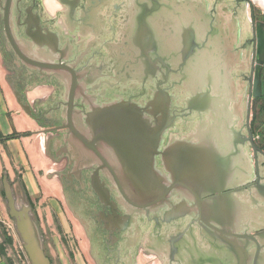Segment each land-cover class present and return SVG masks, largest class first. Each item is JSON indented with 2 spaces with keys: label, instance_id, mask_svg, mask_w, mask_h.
Wrapping results in <instances>:
<instances>
[{
  "label": "flooded vegetation",
  "instance_id": "af4514ba",
  "mask_svg": "<svg viewBox=\"0 0 264 264\" xmlns=\"http://www.w3.org/2000/svg\"><path fill=\"white\" fill-rule=\"evenodd\" d=\"M53 1L60 6L56 13L46 7V0H0V52L6 59H15L14 63L10 64L9 71L17 66L19 69L32 72L36 80L41 83L38 85L63 87V91L60 92L61 98L55 107L51 106L50 109L36 115L31 105L38 124H45L46 120H54L53 127L43 128V131L45 134L53 135L52 156L59 161L66 160L60 168L61 186L67 189H62V194L72 212L80 220L92 252L98 258L101 257V264H133L131 259L135 247L143 246L146 250L156 253L162 259V264H211L212 252L216 254L217 250L229 247L231 250L234 249L236 260L239 261V257H243L239 240L216 232L217 237L214 243L219 248L212 249V230L206 221H210L211 199L216 195H203L199 190L200 187L194 183L178 182L177 184V177L167 171L160 156L156 158L155 169L159 175L164 176L168 185L176 184V188L170 192L165 201L162 200V194L158 191H139L132 184L131 177L124 169L123 160L116 155L115 149L96 141L87 124L89 115H94L95 110L116 102L133 101L144 109L157 92L155 86L150 99L140 100L139 97L145 92L144 86L154 80L157 85L163 79L161 72H165L160 62V36L171 30H178V33L183 35L186 30L191 33L190 28L194 27L195 21L202 20L210 21L203 35L209 33V37H212L217 31L214 29H218L213 24L211 28L217 13L204 12L205 9L202 6L207 4L205 0ZM195 5H198L199 9L195 8L197 7ZM181 6L194 7L193 20L185 19L187 16L181 19L183 16L179 13ZM248 8L247 0H241V10L245 19L249 15ZM250 11V18L252 16V19L257 21L255 9ZM188 13L191 15L192 11L189 10ZM198 15H201L202 19L196 20ZM175 19L178 21L173 24L164 23V21H175ZM7 20L21 52L29 58L50 65L51 68L40 69L26 63L20 57L9 39ZM59 20L65 22V34L61 27L54 29L49 25V22ZM202 26L204 27L203 24ZM29 27H32L31 31L28 30ZM39 30L45 37L43 48L37 47L34 40L27 35V33L37 35ZM77 32L81 37L79 43L81 46L88 35L93 37V41L85 51L74 55L70 38ZM190 33H186L187 40H190ZM53 35L58 38L57 46ZM116 36H118L117 40ZM97 43L100 47L93 51L91 48ZM83 52L89 56L85 65ZM96 54L100 57L90 61ZM125 57L128 59L126 60ZM132 57L134 64H132ZM136 57H141L142 62L148 63L150 78L146 75L147 73H144L141 63L135 60ZM99 59H101L100 62H98ZM99 78L102 79L98 84L106 82L110 85H112L110 80L117 79L122 82L134 78L135 83L143 85V89L140 94L110 101V98L104 94L105 90L102 93L88 92L89 89L97 91L98 84H93ZM210 79L211 83L206 77L202 85L195 86L194 89L192 86L186 106L176 108L178 118L174 126V134L168 136L166 148L170 144H175L176 141L187 140L190 145L200 148L213 147L215 151L225 153L227 151L222 145L227 143V140L230 144L235 142L239 151L233 147L229 148L230 152L236 155L238 165L233 180L247 178L245 172H249V168L251 178L237 186L238 189L245 188L244 196L240 195V192L233 195L239 202H245V198L251 204H253L252 199L258 201L257 205H252L257 219L253 220L251 217V222L245 225L249 228L255 224L261 226L264 223V206L259 204L260 200L264 202L262 196L264 195V169L257 168L251 144L249 142H246L244 146L241 144L244 138L249 137L247 120L246 128H244L239 102L236 101L232 106L229 103L232 99L239 101V97L230 87V78H227L230 86H226L221 80L215 81L214 76ZM135 83L131 85V88L136 87ZM122 84L125 85L124 82ZM87 85L91 88H87ZM204 94L207 95L203 99ZM99 99L102 102H97ZM104 99H107L106 102L103 101ZM181 115L184 116L180 117ZM70 117L79 136L67 127ZM143 118L150 120L153 124L156 120L146 111H143ZM187 118L189 123L185 125V128L188 132L179 136L176 132L182 122L178 123V121ZM49 129L54 130L49 132ZM250 130L254 136V143L260 148L251 125ZM81 139L86 140L88 144ZM246 145H250L252 154L245 152ZM245 155L249 159V168L244 161ZM258 156L259 165L264 164V156L261 154ZM242 158L243 163H241ZM257 173L261 176L260 181H258ZM93 183L99 184L101 190L106 191L104 196L94 189ZM68 190L73 191L72 193L77 192V196L82 199L70 202L69 193H65ZM258 206L261 207L260 210ZM149 224L150 227L146 229ZM223 228L219 226V229L224 230ZM256 232H264V227ZM254 245L252 242L251 247L255 249ZM218 261L222 264L224 259L220 258ZM253 262L254 256L248 264ZM258 262L261 264V260L258 259Z\"/></svg>",
  "mask_w": 264,
  "mask_h": 264
},
{
  "label": "water",
  "instance_id": "95a60500",
  "mask_svg": "<svg viewBox=\"0 0 264 264\" xmlns=\"http://www.w3.org/2000/svg\"><path fill=\"white\" fill-rule=\"evenodd\" d=\"M247 2L250 10L253 9L255 0H247ZM248 12L246 11L247 15ZM196 20H198L197 17ZM242 21L245 27H249V23H251L253 56L251 63L249 106L247 110V129L249 137L244 138L241 144L243 146L246 142L251 144L258 168L260 162L258 155L261 154L264 156V152L254 143V136L250 130V118L252 101L259 96L261 90L260 70L262 69L261 56L264 55V30L260 23H256L255 20L252 19V16L251 19L246 17V19L243 18ZM203 23H205V21L201 20L199 23L195 21L194 27L190 28L191 33L189 30H186L184 35L179 33V38L176 41L178 49L175 51L166 50L165 40H162V38L167 32L160 36V62L165 72H161L163 79L155 85L157 92H155L153 99L144 109L140 108L133 101L116 102L110 106L95 110L96 113L94 115H89L87 124L96 141L102 142L107 146L110 145L115 149L116 155L123 160L124 169L131 177L132 184L139 191H158L162 194V200L165 201L170 192L176 188V184L168 185L167 182H165L164 176L159 175L156 171L155 161L156 158L160 156L163 159V165L167 171H170L171 174L177 177V184L178 182L194 183L200 187L199 190L203 195H216L211 199L212 209L209 211L210 221H206L212 230V249L219 248V246L214 243L216 241L215 237H217L215 233L217 232L231 239L239 240L242 245L240 251L243 257H239L240 260L237 261L234 249L231 250V248L227 247L222 250H217L216 254L212 252L211 264H221L220 261H218L220 258L224 259L222 264H248L253 256V264H258V259L261 260V264H264V232H256L264 227V223L261 226L257 224L253 225V227H251V232L247 229L249 226L245 225L247 222H251L252 219H257V214L252 208V205H257L258 201L252 199L253 204H251L250 201L245 198V202H239L233 195L234 193L240 192V195L244 196L246 193L245 188L238 189L237 186L239 183H244L251 178L249 159L245 155L244 161L249 168V172L246 171L245 173H247L248 177L244 178V180H233L237 173L238 165L236 155L231 153L229 148L231 149V147H233L236 151H239L238 145L235 142L230 144L227 140V143L225 142L224 145H222L227 151L225 153H219L217 150L215 151L213 147H209V149L207 146L200 148L190 145L187 140L176 141L175 144H170L166 148L168 133L174 130L178 118L177 106L174 104L176 93L170 92V87L168 86L169 80H174L175 83L173 84L189 92L192 86L194 89L195 86L202 85L206 77L208 78L207 81L210 83V78L214 76L215 81L218 79L221 80L223 84H226V86H230L227 78H229V74L233 69L239 68L238 61L230 63L227 61L228 59H224V63H219L221 55L228 56V53L231 52L232 49L227 51L225 46L223 48V46L220 45V42H218L219 49H217L216 46L214 47V42H211V45L208 44L211 39L213 41L220 31L219 28L216 27L218 29H214V31H217L214 32L212 37H209V33H207V35L202 34L203 36H201L202 32L200 31V27ZM212 24L213 23H211V28L213 26ZM6 27L13 47L26 63L39 67L40 69L51 68L50 65H46L43 62L25 56L21 52L12 30L9 29L8 20ZM28 30L31 31L32 27H29ZM245 31L246 28H244V32ZM40 32L39 30L38 33H36L37 35H31L30 33H27V35L34 40L37 47L43 48V40L45 37ZM170 32L173 31L171 30ZM186 33L191 34L190 40H187ZM223 33L222 31V36L224 35ZM225 34L228 37V30H225ZM53 37L55 45L57 46L58 38L56 35H53ZM200 38H203L202 41H200ZM218 38L221 40V37ZM238 40L239 33H237L236 27V29L234 28V36L230 34L227 42L229 41V44H231ZM211 52L212 56L210 54ZM145 57L147 56L145 55ZM135 60L141 63L140 65L143 66L144 73H147L146 75L150 78L148 74V63L142 62L141 57H136ZM179 62L183 63L180 64ZM221 64H224V68H219ZM62 67L69 70V68L63 65ZM138 68H140V66ZM15 93L17 101L22 109L35 120L36 118L33 114L31 103L24 101L19 92ZM206 95L207 94L201 96L204 99ZM143 111L155 117L156 120L154 124L151 123L150 120L143 118ZM183 116L184 115H181L180 117ZM67 127L75 135H78L71 117L69 118V126ZM53 130L54 129H49V132ZM81 140L88 144L86 140ZM241 163H243V158ZM242 168L244 169V167ZM243 169L241 170L242 172ZM257 174L258 181H260L261 176L259 173ZM93 187L101 196H104V193H106V191L101 190L99 184L96 185L93 183ZM262 196L264 197L263 194ZM258 207L260 210L261 207ZM259 214L262 215V213H258V215ZM16 216L18 217V223L22 231L27 252L33 263L49 264L43 250V245L38 239L39 235L36 225L32 221L29 213L21 212L20 214H16ZM251 217L253 218L251 219ZM219 226L224 227V230L219 229ZM252 242L255 244V249L253 246L251 247ZM221 253L223 254L221 255Z\"/></svg>",
  "mask_w": 264,
  "mask_h": 264
},
{
  "label": "rangeland",
  "instance_id": "374dc122",
  "mask_svg": "<svg viewBox=\"0 0 264 264\" xmlns=\"http://www.w3.org/2000/svg\"><path fill=\"white\" fill-rule=\"evenodd\" d=\"M205 1L207 4L205 6H202V8L204 7L205 13L207 12L212 14L214 11L217 13V17L216 19H214L213 25L217 26L220 31L219 33H217V36H215L213 41L211 39L208 44L211 45V42H214V47L216 46L217 49H219L218 42H220V45L223 46V48L225 46L227 51L232 49L231 52H227L228 56L221 55V58H219V63H224V59H228L227 61L230 63H234L236 61L239 62V66L237 65L239 68L233 69L229 74L232 90L235 92L237 97H239V101L237 99H232L229 101V103L232 106L234 103H236V101L239 102L240 113L243 116L242 123L245 125L247 120V110L249 106V78L251 77V63L253 56V35L251 23H249V27H245L243 25L242 20L244 14L241 10V0ZM258 3H261V1L255 0L254 9L258 16V19L255 22L260 23L264 30V5L260 6ZM45 5L48 9H52L53 13H56L60 7L59 5L57 6L55 4V1L53 0H46ZM195 6H197L195 8L199 9L198 5ZM189 10L192 11L191 15H189L190 13H188ZM248 10V17L249 19H251L250 7L248 8ZM193 12H195V10L194 7L191 6H181L179 9V13L183 15L181 19L187 16L185 19L190 21L194 19L192 17L194 16ZM197 19H202V16L198 15ZM176 21H178V19H175V21H164V23L173 24ZM208 22L206 21L205 23H203L204 27L202 26L201 28V36H203L202 34H205V31L208 29ZM59 24L61 26H59ZM49 25L54 29H57V27L66 29L65 22L60 20L49 22ZM236 27L237 33H239V40L235 43L229 44V41L227 42V40L229 39L230 34L234 36V28L236 29ZM244 28H246L245 32ZM65 29L64 34L66 33ZM225 30H228L229 32L228 37L225 34ZM222 31L224 32L223 36ZM218 37H221V40ZM115 38L117 40L118 36H116ZM178 38V30H173V32L165 33L162 40H165L166 50H177L178 44L176 43V41ZM70 39L71 45L74 48V55L81 53L83 50L85 51V49H87V46L91 43V41H93V37H91V35H88L87 39L81 46L79 44L81 40L79 32L74 33V35H72ZM202 39L203 38H200V41H202ZM64 43L65 42H63V44ZM99 47L100 44L97 43L95 47H92L91 49L93 51H96V49H98ZM210 54L212 56V52ZM88 57L89 56L85 53L83 57L84 65L88 61ZM99 57V54H96L90 61H93L94 59ZM125 58L126 60L128 59L127 57ZM100 60L101 59H99L98 62H100ZM131 60L132 64H134L135 61L133 60V57ZM14 61L15 59L13 58L6 59L0 52V80L3 88L7 91V93L9 92L8 95L10 94L9 96L11 97V101H13L14 105L17 106L22 115H24L25 120L32 122L30 123V125L34 130H36L37 128L43 129L53 127V119L51 121L46 120L45 124L38 125L35 124V122L32 121L28 115L24 114L25 111L17 103V96L15 95V92H20L23 95H21L22 99L31 103L34 107L35 114L39 115L41 111L50 109L51 106H56L61 98L60 92L63 91V87L38 85L41 83L40 81L36 80L32 72H27L28 70L19 69L17 68V66L12 67L13 69L9 71L8 68L11 63H14ZM261 63V90L259 96L252 101L250 125L254 131L258 145L262 150H264V111L261 108L262 106H264V55L261 56ZM221 67L223 68L224 64H221ZM132 68L134 67L132 66ZM101 79L102 78L97 79L93 85H97L101 81ZM134 80V78H129L122 81L125 85H123L122 82H119L117 79L110 80V83H112V85L104 82L98 84L97 91H94L95 89H89L88 92L102 93L103 90H105L104 94L107 95V98H110V101H116L120 98H127L130 95H137L141 93L143 85H141V83H135ZM155 82L156 81L154 80L153 82L144 86L145 92L143 95H141V97H139L140 100L142 99L143 101H147L151 98V95L155 91ZM133 83H135L136 85L134 89L131 88V85H133ZM173 83H175V81L170 79L168 86L170 87L171 93H176L174 104L179 108L185 107L186 102L190 97V92L184 91L182 87H178ZM86 87L91 88L90 85H87ZM54 89L56 90V92H54ZM106 100L107 99H104L103 101L106 102ZM97 102L100 103L102 102V100L99 99ZM39 105H41L40 108ZM178 123H181V125H179L180 127H178L177 132H175L178 133L179 136H182L183 134H186L188 132L185 128V125H188L189 123L188 118L183 119L182 121L179 120ZM244 128H246V125L244 126ZM173 134L174 130H171L169 131L168 136ZM15 136H19V134H16ZM52 136L53 135H48L44 132H40L38 136L37 134H35V132L31 131L20 133L19 138H30L31 143L29 147L33 155L31 157L32 162L37 169L41 170H38L39 182L37 183L40 192L37 194V196H33L32 199H29L27 198V195L25 193V188L22 186L21 181L19 180L18 174L14 177V181L8 179L6 174H4V182L3 184H0V207L4 206L8 210L9 218L7 221L8 224L3 222V219L0 218V253L7 260V264H34L27 252L26 245L23 240L22 231L20 230V228H17L19 226L16 225L18 217L10 214V207H15L17 210L26 209V211L29 212L32 221L36 225L39 235L38 239L43 245V250L49 264H101V257L98 258L97 255L92 252L89 239L84 233L80 220L78 219L76 214L72 212L68 202H66L65 197L62 194V189H67L64 186H61L60 168L63 167L66 160L64 159L62 161H59L58 159H55L54 156H52ZM245 152L251 154L253 153L250 145H246ZM259 167L261 168V170H263L264 164L260 163ZM72 192L73 191L71 190L65 192L67 194L69 193V198L71 199L70 202L73 203L74 201H80L82 199L81 197L77 196V192ZM16 194H23V197H14ZM259 205L264 206V202L260 200ZM9 225H12V228H10ZM149 227L150 224L147 225L146 229ZM248 230L250 232L252 231L251 228H248ZM146 231L147 230H145V232ZM131 260L133 264H162L163 262L156 253L146 250L143 246L135 247Z\"/></svg>",
  "mask_w": 264,
  "mask_h": 264
},
{
  "label": "crops",
  "instance_id": "0c3cea01",
  "mask_svg": "<svg viewBox=\"0 0 264 264\" xmlns=\"http://www.w3.org/2000/svg\"><path fill=\"white\" fill-rule=\"evenodd\" d=\"M261 3L258 4L260 6L264 5V1H261ZM8 93L3 88L0 80V184H3L4 182V174H6L7 178L12 181H14V177L18 174L19 180L25 188L27 198L32 199L33 196H37L40 192L37 184L39 182V169L35 167L31 159L33 155L29 147L31 143L30 138H19V136L20 133L27 131L35 132L38 136L40 132L44 131L43 129L34 130L31 127L30 122L25 120L24 115H22L18 107L14 105L13 101H11L10 94L8 95ZM30 118L35 124H38L32 117ZM16 134H19V136H15ZM14 197L21 198L23 197V194H16ZM21 212L27 213L28 211H26V209L17 210L15 207H10V214L13 216L20 214ZM8 216V210L4 206L0 207V218H2L3 222L6 224H8ZM18 222L19 221H16V225H19ZM11 226L10 228H12ZM17 228L19 229L20 226ZM0 264H7V260L1 253Z\"/></svg>",
  "mask_w": 264,
  "mask_h": 264
},
{
  "label": "trees",
  "instance_id": "16d2710c",
  "mask_svg": "<svg viewBox=\"0 0 264 264\" xmlns=\"http://www.w3.org/2000/svg\"><path fill=\"white\" fill-rule=\"evenodd\" d=\"M261 108H262V110L264 111V106H262Z\"/></svg>",
  "mask_w": 264,
  "mask_h": 264
},
{
  "label": "bare ground",
  "instance_id": "6f19581e",
  "mask_svg": "<svg viewBox=\"0 0 264 264\" xmlns=\"http://www.w3.org/2000/svg\"><path fill=\"white\" fill-rule=\"evenodd\" d=\"M51 5V4H50ZM220 83V82H219ZM21 122V121H20ZM30 123H32V122H30ZM38 129V128H37ZM50 187V186H49Z\"/></svg>",
  "mask_w": 264,
  "mask_h": 264
}]
</instances>
